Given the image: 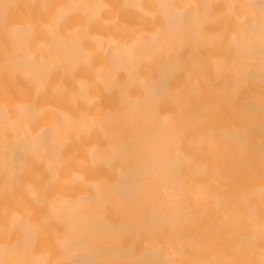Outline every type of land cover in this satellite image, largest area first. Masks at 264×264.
I'll use <instances>...</instances> for the list:
<instances>
[{
    "label": "bare ground",
    "instance_id": "bare-ground-1",
    "mask_svg": "<svg viewBox=\"0 0 264 264\" xmlns=\"http://www.w3.org/2000/svg\"><path fill=\"white\" fill-rule=\"evenodd\" d=\"M0 264H264V0H0Z\"/></svg>",
    "mask_w": 264,
    "mask_h": 264
}]
</instances>
